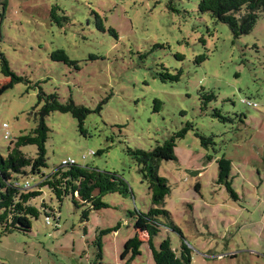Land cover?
<instances>
[{"label": "rangeland", "instance_id": "1", "mask_svg": "<svg viewBox=\"0 0 264 264\" xmlns=\"http://www.w3.org/2000/svg\"><path fill=\"white\" fill-rule=\"evenodd\" d=\"M173 1L175 12L168 0H0V54L29 82L0 92V154L36 128L39 90L56 93L91 113L84 133L69 114L44 119L43 174L72 160L115 173L128 188L125 196L104 195L108 208L90 210L86 220L89 205L60 203L42 188L30 232L0 236V264H154L146 244L134 261L120 260L128 239L146 240L134 214L151 208L126 149L150 151L185 128L176 160L158 167L170 187L169 222L160 218L154 244L168 238L177 251L185 244L191 264H264V14L235 39L227 25L198 12L199 0ZM56 50L79 70L52 61ZM6 81L0 71V84ZM197 134L212 144L202 146ZM21 150L35 157L34 146ZM222 157L231 164L233 197L218 180ZM40 179L19 182L34 189ZM48 211L55 219L50 214L47 225Z\"/></svg>", "mask_w": 264, "mask_h": 264}, {"label": "trees", "instance_id": "2", "mask_svg": "<svg viewBox=\"0 0 264 264\" xmlns=\"http://www.w3.org/2000/svg\"><path fill=\"white\" fill-rule=\"evenodd\" d=\"M168 9L172 12L176 11L173 0H168ZM197 9L199 13H209L215 22L227 25L232 36L238 39L249 34L260 16L264 14V0H199ZM51 15H54V9L51 10ZM50 59L79 70L78 62L70 60L63 50L54 51ZM0 71L1 75L7 79L6 82L0 84V92L17 83H29L10 70L8 62L2 54H0ZM214 97L210 93L205 99L210 101ZM37 105H41V107L37 114L39 118L36 128L29 135H22L14 139L7 148L6 156L0 154V236L13 232L23 234L30 232L31 221L37 219L40 214L38 207L33 203L42 195L41 190L44 187L60 203L64 198H71L76 207L89 205V209L83 213L85 220L90 210L99 211L108 208L107 204L101 200L104 195L117 193L125 196L128 193L126 183L115 173L99 171L90 165L83 167L75 163H62L61 168L52 174H43V169L47 167L45 143L49 132L44 119L53 112L69 114L77 121L80 132L84 133L83 125L91 112L81 105H76L72 100L63 103L56 93L47 95L42 90L38 92ZM213 114L218 116L219 111L215 110ZM187 131L188 128L183 129L150 151L126 149L127 155L136 162L139 173L147 184L151 208L147 213L135 212L136 227L140 232L145 233L146 240L142 241L137 233L128 239L123 244L120 254L121 261L126 258L129 262L134 261L141 254V246L146 244L154 264H191V252L185 244H182L178 251L172 248L168 238L162 240L158 245L154 244V238L162 227L160 218H165L169 222V214L163 207L166 196L170 194V187L165 178L158 176V167L162 161L176 160L175 140L185 135ZM197 136L202 146L206 147L212 144L211 138H204L198 134ZM27 146L36 148L35 157H30L21 150ZM217 164L219 167L218 180L226 184L228 192L233 197L234 192L226 182L231 168L230 161L222 157L217 161ZM30 175L41 176L40 182L34 189L32 187L25 189L23 186L25 182L20 183L19 178ZM40 208L46 213L47 207L44 203L40 205ZM48 212L49 214H46L45 217L46 223H50V214L55 219L54 212ZM173 229L176 230L174 227ZM98 250L97 256L100 259V245H98Z\"/></svg>", "mask_w": 264, "mask_h": 264}, {"label": "built area", "instance_id": "3", "mask_svg": "<svg viewBox=\"0 0 264 264\" xmlns=\"http://www.w3.org/2000/svg\"><path fill=\"white\" fill-rule=\"evenodd\" d=\"M247 105H251V103L247 102ZM253 106H255V105L253 104ZM3 128H8V126L6 124H3ZM8 136H9V133L7 132V134L5 135V138L8 139ZM62 163L63 164H72L74 162L72 160H70V161H63ZM23 186H24L25 189H30L31 188V185H30L29 182H25ZM46 224L48 225L49 222H47Z\"/></svg>", "mask_w": 264, "mask_h": 264}]
</instances>
